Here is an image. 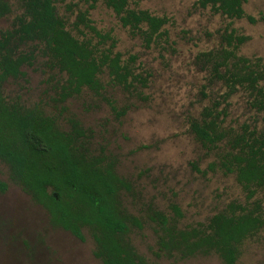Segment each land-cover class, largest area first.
<instances>
[{"label":"trees","instance_id":"trees-1","mask_svg":"<svg viewBox=\"0 0 264 264\" xmlns=\"http://www.w3.org/2000/svg\"><path fill=\"white\" fill-rule=\"evenodd\" d=\"M99 0H86L88 8H80L73 0H0V19L17 13L11 25L0 32V160L10 172L12 181L20 185L34 202L44 206L53 226L61 227L80 240L88 233L95 243L94 255L103 264H151L132 243L129 233L143 228L144 221L132 213L125 192L133 185L118 173L117 159L102 148L99 154L90 147L91 134L74 116L68 117L69 128L63 129L56 116L35 104L26 106L20 99L10 100L4 91L10 79L26 76L24 68L39 58L54 73V102H64L89 90L102 95L108 85L137 94L146 87L148 78L137 72V55L128 58L117 50V40L103 32L90 17ZM118 17L122 27L140 37L150 48L167 34L169 18L149 9L132 8L129 0H102ZM246 0H197L203 9L231 19L247 17ZM77 11L73 22L75 34L67 18L59 11ZM221 46L204 51L199 60L209 72V83L217 93L211 104L190 120L196 139L208 150L222 148L211 168L219 167L234 174L246 192L248 203L231 202L227 208L197 225L178 226L183 213L176 206V217L157 209H149L147 218L157 227L156 253L175 260L196 255L217 254L224 264H238L248 240L264 230V129L244 125L239 130L226 125L229 99L244 92L248 103L264 111V63L239 55L240 47L249 39L231 28L221 34ZM104 76L107 80H104ZM52 79V77H51ZM217 88V90H215ZM206 98L209 93L203 91ZM118 116V110L110 101ZM1 189L7 183L0 182Z\"/></svg>","mask_w":264,"mask_h":264},{"label":"rangeland","instance_id":"rangeland-1","mask_svg":"<svg viewBox=\"0 0 264 264\" xmlns=\"http://www.w3.org/2000/svg\"><path fill=\"white\" fill-rule=\"evenodd\" d=\"M17 3L18 0H11ZM79 2L85 10L89 3ZM132 8L149 9L169 18L167 34L150 48L140 37L122 27L118 17L102 0L90 10L94 24L103 32H110L117 40V50L125 58L137 55V72L148 78L146 87L133 95L118 86L108 85L102 95L84 90L80 95L56 103L54 73L42 58L26 66V76L10 79L4 85L6 96L20 99L26 106L41 105L57 117L63 129L69 128L68 117L74 116L91 134L90 147L99 154L105 149L117 159L118 173L133 185L125 192L128 209L141 217L143 228H133L129 237L141 255L151 264H224L215 253L196 255L183 260L157 256L155 228L147 218L149 209H157L176 217L177 206L183 215L178 226L197 225L224 210L231 202L247 204L245 190L234 174L221 168H211L222 148L208 150L190 129V120L211 104L217 93L203 86H223L209 83V72L199 60L204 51L221 46L226 30L237 29L248 36L239 55L261 59L264 63V0H246L248 15L257 18L251 23L247 17L231 19L203 9L197 0H129ZM15 12L0 19V32L11 25ZM59 11L73 29L77 11L67 12L60 4ZM52 77V79H51ZM107 80V77H103ZM203 91L210 94L206 98ZM118 110H126L118 116ZM226 125L240 129L244 125L264 129V111L252 108L244 92L229 99ZM0 264H103L94 255L95 243L87 233L80 240L71 232L51 224L47 209L34 202L23 188L12 181L8 166L0 160ZM264 199V190L257 195ZM238 264H264V230L244 245Z\"/></svg>","mask_w":264,"mask_h":264}]
</instances>
